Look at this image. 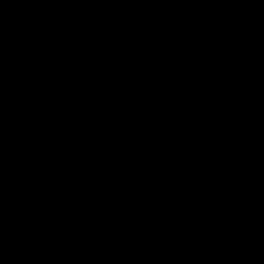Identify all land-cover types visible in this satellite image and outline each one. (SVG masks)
<instances>
[{
    "label": "water",
    "instance_id": "1",
    "mask_svg": "<svg viewBox=\"0 0 264 264\" xmlns=\"http://www.w3.org/2000/svg\"><path fill=\"white\" fill-rule=\"evenodd\" d=\"M0 264H264V0H0Z\"/></svg>",
    "mask_w": 264,
    "mask_h": 264
}]
</instances>
